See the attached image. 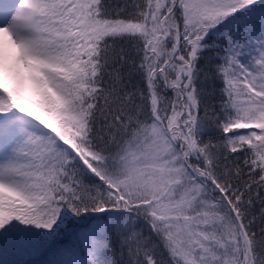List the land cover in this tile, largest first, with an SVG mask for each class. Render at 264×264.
I'll list each match as a JSON object with an SVG mask.
<instances>
[{"label": "snow or ice", "instance_id": "1", "mask_svg": "<svg viewBox=\"0 0 264 264\" xmlns=\"http://www.w3.org/2000/svg\"><path fill=\"white\" fill-rule=\"evenodd\" d=\"M0 264H264V0H0Z\"/></svg>", "mask_w": 264, "mask_h": 264}]
</instances>
